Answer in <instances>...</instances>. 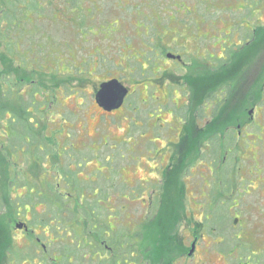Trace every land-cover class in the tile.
<instances>
[{
  "label": "rangeland",
  "instance_id": "obj_1",
  "mask_svg": "<svg viewBox=\"0 0 264 264\" xmlns=\"http://www.w3.org/2000/svg\"><path fill=\"white\" fill-rule=\"evenodd\" d=\"M39 4L41 10L39 8L36 13L26 11L21 18L18 36L21 39L25 35L22 41H17L19 58L10 61L8 56L0 55V108L16 107L15 101L20 93L21 100L30 104L36 91V114L41 120L38 132L40 142L26 139L19 150L42 158L44 173H40L41 168L36 169V166L30 170L39 176L36 179L38 190L43 189V181L51 173L58 179L62 167L75 180L83 173L87 182L81 184L88 192L100 187L101 197L110 194L114 201L113 207L108 202L109 196L105 199L104 205L109 207L102 208L105 218L129 223L132 216L146 217V225L140 227L145 236L139 242L140 247H154L152 238L160 237L163 251L160 250L157 263H162L161 257H164V264L183 263L186 259L184 238L192 233L201 218L195 201L202 199L209 204V196L215 192L218 198L223 197V185L217 188L214 180L209 179L211 185L207 187L204 181V178H210L206 164L212 149L209 142L212 133L208 132L202 138V134H197L199 128H193V136L198 135L197 149L187 148L194 146V142L187 144L181 138L182 115L191 122L202 117L208 120L204 108L208 114L211 111L203 107L202 97L210 83H206L204 72L210 70L215 77L213 91L224 87L226 64L213 54L228 55L233 60L236 58L235 32L244 33L253 14H257L259 22L264 20V0H41ZM174 18L185 19L193 27L203 25L200 30L203 34L200 59L205 68L202 71V101L193 102L190 108L184 110L177 109L176 102L181 103L178 91L166 96L159 89L156 91L155 85L149 91L147 89L154 79L151 69L145 67L149 56L147 47L159 32L161 24L173 22L170 20ZM222 20L229 21L223 23ZM231 23L234 29L230 37L221 35L220 31L229 33ZM253 51L248 55L249 63L245 64H248L250 72L256 68V73L259 65L264 66V61ZM1 53L7 52L0 46ZM117 65L129 92L134 93L127 98L122 109L106 112L97 105V101L95 103L90 93H94L97 80L105 76V69L109 66L115 69ZM235 78L233 81L237 87L229 90L231 97L216 111L217 119L221 118V121L230 120L231 115L237 113V106L257 93L254 88L241 94L238 88L244 86L245 79L243 75ZM5 92L8 95L6 99L2 96ZM250 107V104L243 106L245 113ZM259 110L255 109L254 119L264 128V111L259 114ZM207 126L212 129L211 124ZM218 130L226 132L224 127ZM250 132L253 134L243 146L233 148L231 157H226V151L220 150L223 147L219 148V145L218 148L213 147L220 150L219 155H209L222 164L226 174L232 172V180H228L227 187L234 190V195L232 192L231 197L230 191L224 198L245 202V207L236 210L244 211L240 222L247 224L249 230L243 237L244 242L241 241L243 245L238 244L234 248L230 258L233 264H255L258 255L261 264L264 263V133L257 127H251ZM204 144L206 146H202ZM184 149L188 150V154H184ZM194 152H199V156ZM170 153L184 158L181 169L176 173L175 167L167 169L165 165ZM49 157L52 159L50 162L47 160ZM61 159H64L63 164ZM9 161L0 141V225L4 227L0 231V264H35L32 260L34 255L43 259L41 254L35 253L36 241L30 244L24 241L8 212L11 199L25 194L23 188L11 191L7 181ZM25 167L29 168L27 163ZM232 168L233 171H230ZM171 174L173 176L169 177ZM97 181L99 183H95ZM111 184L113 187H110ZM219 206L226 209L224 205ZM230 209L229 212H234ZM31 216L43 219L47 215L43 206H37L29 209L26 217L18 219L27 222L32 219ZM234 216L238 215L234 213ZM231 219L230 215L226 226L228 233L231 231ZM60 225L54 228L58 241L49 246L46 264H53L49 258L53 250L60 254L66 245H74L77 249L83 244L76 232L71 236ZM35 229L33 236L40 235L42 229L50 236L46 227ZM162 236H167V243L163 242ZM204 237L207 243L216 239L214 235ZM51 238L55 240V236ZM51 238L42 239L47 243ZM154 249L158 254V249ZM210 253L215 262L221 264L223 256L212 248ZM145 254L148 264H156L151 254ZM64 259L67 262L66 254Z\"/></svg>",
  "mask_w": 264,
  "mask_h": 264
},
{
  "label": "flooded vegetation",
  "instance_id": "obj_2",
  "mask_svg": "<svg viewBox=\"0 0 264 264\" xmlns=\"http://www.w3.org/2000/svg\"><path fill=\"white\" fill-rule=\"evenodd\" d=\"M256 2H260L262 0H255ZM185 5V4H184ZM207 11L210 12L208 9ZM261 13V11L259 12ZM257 14H253V19H251L249 24H246V28L244 30V33L241 34L235 32L236 36V46H240L242 49L245 48V50H242L245 56L240 57V61L242 62L239 66L234 67V64L232 62V57L228 55L218 56L217 54L213 56L217 57L218 59H223L224 64H226L225 69L227 70V74L225 80L229 81L225 85V89H221V94H226L230 92L229 90H233V78L236 77L237 79L243 75L245 82L243 83L244 86H240L238 88V91L243 94L246 91H252L254 88L257 89V101L255 102L252 100L251 104L252 106L247 110L246 114H249L250 116H246L245 119L238 121L236 124L232 123V119L228 120L229 122L227 124H230L226 126L224 135H220L218 137L211 136L209 142H217L218 141H224L228 144L232 142V140L235 141V145L233 147H229L226 150V157L230 156V153H232V148L243 146L246 142V139L252 135L253 133L250 132L251 127H257L260 129L261 133H264L263 125L257 124L256 119H254L255 115V109H260L259 114H262L264 111V66L259 65L256 68H254L251 72L248 68V64H245V62L249 63L248 55L251 51L256 52L258 54V58L260 57L261 61H264V20L259 22L256 18ZM176 19V20H175ZM173 22H169L166 24H161L162 26L159 29V32L151 39V44L148 45L147 50H149L148 54V60L145 67H148L151 69L152 74L154 75V79L149 85H147V89L149 91L150 87L155 85L156 91L157 89L160 90L161 94H165L166 96L169 95L170 92L178 91L181 95V103L177 104L178 110H184V108H190L193 104V102H201L202 99H204V105L203 107H208L211 111L210 114L205 112L206 117H208V120L205 118L201 120L195 119L194 122H191V120H188L184 117L183 119V131H181V138L184 139V142L188 144V142H194V146H188L189 149L191 147L196 148V141L198 140V135L202 134V138L206 136L208 132L214 134L217 130V122L214 120V114L217 111V107L219 104H221L224 99L222 96H220L219 92L213 91L212 88L214 84L216 83L215 77H212V74L209 71L204 72V77L206 78V83H210L209 87L206 88L204 93V98L202 97V71L205 69L202 66L201 63V51H202V45H201V38L203 34H200V30L202 29V24H196L193 27L191 24L188 23L187 20L182 19L177 20V18H174L173 20H170ZM229 20H222L221 22L226 23ZM164 27V28H163ZM207 29V28H206ZM234 29L233 23H231L230 31L224 32L220 31L221 35H226L230 37L232 34V31ZM230 41V38H228V42ZM252 48V49H251ZM251 49V50H250ZM251 55V54H250ZM249 55V56H250ZM253 57V56H252ZM248 60V61H247ZM226 61V62H225ZM141 65V64H140ZM143 65V64H142ZM141 65V66H142ZM111 69L109 66L108 69H105L104 73L105 76L103 78H100L97 80V82L94 85V93H90L94 97L95 103L97 101V93L101 88L102 84L115 81L117 80L119 83H121L126 89H127V95L124 98V102L122 106L119 109H115L112 111H106L103 107L97 104L101 109H103L106 112H113L120 110L124 107L126 104L127 98L132 95L134 92H129V87L125 84V78L124 76H121L120 69L117 70V68ZM255 70V71H254ZM214 82V83H213ZM249 84V85H248ZM158 90V91H159ZM225 90V91H223ZM175 93V92H174ZM239 93V94H240ZM160 98V96H158ZM197 99V100H196ZM196 114L198 113V108L195 109ZM171 114H173V111L171 110ZM258 115V114H257ZM260 121V120H259ZM34 122V128L32 133L38 134L39 127L37 121ZM16 124L11 128L10 124ZM217 123V124H216ZM208 124L212 125V129L208 128ZM221 124V123H220ZM253 124V125H252ZM264 124V121H263ZM195 127L199 128L198 135L193 136V128ZM22 126L15 120H10L7 116L6 119H3L0 121V138L2 140L3 148L6 147V142L9 141V139L13 138H20L16 136H20L22 134ZM213 131V132H211ZM229 131V132H228ZM195 134V130H194ZM32 137L31 131L29 132V136H27V139H30ZM231 144V143H230ZM9 148V147H8ZM6 149V148H5ZM13 148L12 152H7L6 154L9 157V174H8V182L9 186L11 188V191H17L19 188L26 189L25 186H32V189L35 190L37 184L35 183L36 179L33 177L34 173H31L30 170L32 168V165L35 167H38V165H43L41 162V157L39 155H27L25 152L20 151L18 147ZM199 153V152H197ZM194 154L198 155L199 154ZM209 155V154H208ZM212 160H209L207 162V169L210 172L209 176L210 178H204V181L207 182L206 186L210 187L211 182L210 180H214V183L217 184V188L220 187V185L223 187H227L228 182L230 179L232 180V172L229 174H226L225 169L222 167H215L216 162L215 158H211ZM261 156H259V160H261ZM48 162L52 160L50 157L47 158ZM163 160V159H162ZM184 158L180 156L173 155V153H170L168 156V162H164L167 166V169L169 167H175L176 171L175 173L181 169V166L183 165ZM34 161H38L37 163H33ZM230 161V160H229ZM47 162V163H48ZM232 162V161H230ZM27 163V166L29 168H26L25 165ZM46 163V164H47ZM60 163H64V159L60 160ZM163 163V164H164ZM45 164V165H46ZM38 169V168H36ZM233 171V168L230 170ZM235 171V169H234ZM213 172V175L211 174ZM52 175V173H51ZM219 175L220 177H216ZM53 176V175H52ZM166 176V175H165ZM169 177H172L173 174L168 175ZM51 177V176H50ZM202 177V176H201ZM234 177V176H233ZM34 178V179H33ZM228 178V179H226ZM206 179V180H205ZM210 179V180H209ZM223 179H226L225 181H221ZM234 179V178H233ZM229 180V181H228ZM50 181L53 182V178H45L44 183ZM54 181H56L57 188L63 187V189L60 191V194L64 197V203L67 205H70V207L73 206V200L71 198L72 194L74 192H69L67 188L70 186V180H65L62 178V175L60 174L58 179L54 178ZM77 181H86V176L82 174L78 175ZM224 182V184H222ZM70 188V187H69ZM231 191V197L232 192ZM99 189L95 191V194H98ZM24 195V194H23ZM23 195H18L20 198ZM39 196H42V192L38 193ZM209 195V194H208ZM211 196L209 199V204H205V201L202 199H197L195 201V206L197 207V210L199 213H201L200 223L194 228L192 233L189 236H186L184 238L185 243V256L186 259L183 263H175V264H218L215 262L214 257L212 256V253H210V249L214 250L215 253L220 254L223 256L221 261V264H233L230 262V258L233 255L234 248L240 244L243 245V238L248 234V226L247 224H243L240 222L242 216L241 214L244 213V211L236 210L238 208L245 207V202L242 200H236V199H226L224 196L218 198L217 193L215 192L210 194ZM234 195V192H233ZM90 197L88 195V192L86 191L81 192V200L84 198ZM111 196V195H110ZM109 196L108 202L113 206L114 201ZM227 196V195H226ZM94 197V196H93ZM214 198V199H212ZM35 207L37 206H44V204L41 202L40 199L36 201ZM98 203L102 204L106 203L104 199L100 198L98 199ZM221 203V204H219ZM224 205L226 209H224ZM31 205L29 203H26V207H30ZM145 206H148L146 204ZM142 206V207H145ZM105 207V206H103ZM114 207V206H113ZM98 209L92 210V218H93V224L90 227V230H88V237L94 238V236L98 239L96 241V238L92 241H85V244L82 245L80 248L77 249H70L66 247L63 249V252L58 254L55 250L52 251L50 259L53 260V264H139V262L148 264L147 263V256L144 258V252L146 253V250L139 245V240L137 237V234L139 231H143L141 227H144L146 225V217H130L131 221L125 225L129 229V236L130 241L125 242L122 244L121 242V232L119 231V222L113 221L108 223V227L106 229L105 226V217L102 215V209H100V206L97 207ZM232 208L234 212H229ZM234 213H236L238 216H234ZM230 215L232 219L229 221L231 223V227L229 228L231 231L228 233L227 231V221L230 219ZM20 217V216H19ZM18 217V218H19ZM64 217H66L67 220L70 221L69 213L68 215L64 213ZM15 219L14 224L18 228V230L21 231L24 241H28L29 244L33 241H36V243L39 245V247L36 248L35 253L37 255L41 254L43 256V259H40L37 256H33L32 260L33 262L40 263V264H46L45 259L47 258V253L49 251V246H51L53 243H57L58 237L56 232L51 231L48 227V230L50 231L48 236L47 233L42 229L40 235L33 236L34 233H36V229L31 225V220L29 219L27 222L20 221L19 219ZM32 218V217H31ZM30 223V224H29ZM198 223V222H197ZM22 225V227H18V225ZM39 228V227H36ZM43 234V235H42ZM69 234V233H68ZM55 236V240L51 238ZM207 236L208 238L211 237V235H214L216 237L215 241H210L207 243L204 236ZM42 238H51L48 239V244L43 242ZM228 239V240H227ZM153 240V238H152ZM249 241L248 239H246ZM243 241V242H241ZM114 244L118 245L119 247H113ZM253 241H249V243H252ZM63 243V242H62ZM254 243V242H253ZM211 245H213L211 247ZM152 246V245H151ZM148 248V246H146ZM144 249V250H143ZM139 251H142V256L140 254L139 259ZM214 253V254H215ZM66 254V257H68L67 262H65L64 255ZM183 255V256H184ZM257 262L255 264H261V257L257 256ZM188 259V261H187ZM25 261V259H24ZM187 261V262H186ZM30 262V259H29ZM186 262V263H185ZM161 264H164L162 262ZM174 264V263H169ZM264 264V263H262Z\"/></svg>",
  "mask_w": 264,
  "mask_h": 264
},
{
  "label": "trees",
  "instance_id": "obj_3",
  "mask_svg": "<svg viewBox=\"0 0 264 264\" xmlns=\"http://www.w3.org/2000/svg\"><path fill=\"white\" fill-rule=\"evenodd\" d=\"M41 0H0V46L4 47V49L6 50L7 53H1L0 55L2 56H8L7 58H10V61H13L14 58H19L18 56V42L22 41L24 35H22V38L20 39L19 32H20V22H21V18L23 16V14L28 11V12H34L36 13L37 10L41 7L40 3ZM40 6V7H39ZM41 10V8H40ZM39 10V11H40ZM236 51H235V56L236 58L233 60L232 62L234 64V67L239 66L242 62L240 61V57L245 56L244 55V51L242 52L241 47L237 46L236 47ZM234 56V57H235ZM3 60V57H2ZM26 68V67H24ZM28 69V68H27ZM224 76V75H223ZM226 78V76H224ZM237 78H235L236 80ZM229 81H225V85L228 83ZM234 83V81H233ZM224 85V87H225ZM237 83L233 84V87L236 86ZM223 87V88H224ZM222 88V89H223ZM225 89V88H224ZM221 89H219L220 93ZM225 91V90H223ZM36 91H34L33 93V101L30 104H26L21 100V96L22 93L18 94L17 100L15 101V105L16 107L14 108H0V121L3 119H6L7 116L9 117L10 120H15L17 121L21 126H22V134L20 136H16V137H20L15 138V139H9L8 142H6V149L7 152H12L13 148L15 147L16 151V147H18L20 149V147L26 142L27 136H29V132L31 131L32 134V139L35 140V142H40V135L39 134H34L32 133L33 128H34V122L33 121H37L38 125H40L39 129H41V120L40 118L37 116L36 114V105L38 104V100L36 99L35 96ZM3 98L6 99V97L8 96L5 92V94H2ZM220 96H222V98L224 99V101L218 105V109H220L222 107V104L224 105L227 101L228 98L231 97V92H228L227 95L221 94ZM235 98V95H234ZM240 100V99H239ZM252 100H254L255 102L257 101V93L256 96H251L250 98L248 97L247 99L243 100L241 102V105L237 106V113H233L230 117V119H232L231 121H233V124H236L238 121H241L243 119L246 118V113L243 110V106H248L250 104V106H252L251 102ZM241 107V108H240ZM235 109V110H236ZM217 112H215L214 114V120L218 123L217 124V130L215 132V134H211V136H220L221 134L224 135V133H222V130H218V129H226L225 125L228 126L230 124H227L229 121H221L220 119H217ZM245 115V116H244ZM33 120V121H30ZM221 123V124H220ZM225 123V124H224ZM16 124L11 123L10 126L11 128L13 126H15ZM222 131V132H221ZM221 132V133H220ZM30 138V139H31ZM29 139V140H30ZM211 153L213 155H219V151L220 150H224L226 151L231 144L235 145V141L232 140V142H230L229 144L227 142L224 141H218L217 142H213L211 141ZM209 145V143H208ZM223 147V149L220 150H216L213 147L216 146L218 148ZM198 146V145H197ZM202 146H206V144L202 145ZM9 147V148H8ZM200 147V145H199ZM188 148V147H187ZM199 150V148H198ZM184 154H188V150L184 149ZM232 153H233V148H232ZM230 153V154H232ZM209 155H207L208 160H212L210 159ZM211 158H215V157H211ZM215 162H216V166L217 167H221L222 164H220V162H218V160L215 158ZM32 167H34L32 165ZM39 168H41L40 173H44L42 170V165H38ZM36 167V168H38ZM60 174L62 175V178L65 180L68 179L70 180V188L68 187L67 190L69 192H74L71 196L72 200L74 201L73 206L70 207V205H67L66 203H64V197L60 194V191L63 189V187L61 188H57L56 186V181L55 183L50 181L51 183L45 181L44 185H43V189L41 191L38 190L37 186L34 189H32V186H25V194L23 196H21L20 198L18 196H15L11 199L10 201V206H8L7 208L9 209L8 212L11 215V218L13 220L17 219L19 216L21 217H26L28 214V210L32 208H36L35 204L37 203L36 201L38 199L41 200V202L44 204V211L45 214L47 216H45V218L43 219H38L37 217H32L31 220V225L34 227V229L36 227H48L51 231H54L55 226H58L59 223H61L60 227L66 228V232L69 234H72L71 236H73L76 232V234H78V236H80L82 238L83 244H85V241H87V239L89 241L94 240L96 237L94 236V238H91L90 236L88 237V230H90V227L93 224V218H92V210L94 209H98L97 207L100 206V209L102 208H109L107 207H103L102 204L98 203V199L102 198L105 199L107 198V196H110V194H108L105 197H101L100 194V187H97L99 189L98 194H95V191L97 190V188L93 189V191L88 192L87 188H85L81 183L83 181H77L75 180V178H73L69 173H67V170L65 167H62L60 169ZM52 176V175H51ZM33 177L35 179H37V177H39L37 174H34ZM50 178V177H48ZM52 178L57 179V176H52ZM87 182V181H86ZM36 183V181H35ZM89 183V182H88ZM95 183H99V181L95 182ZM93 183V184H95ZM37 184V183H36ZM110 187H113V184H111ZM86 191V193L88 192V195H90V197L87 196V198H84L83 200H81V192ZM230 189L229 187H223L221 189V194H223V196H226L227 194L230 193ZM42 192V196H39L38 193ZM94 196V197H93ZM100 197V198H97ZM26 203H29L31 206L30 207H26ZM106 203H103V205ZM105 206V205H104ZM6 207V205H5ZM110 209H115V208H110ZM18 210V211H17ZM99 210V209H98ZM116 210V209H115ZM114 210V211H115ZM23 212L25 214H23ZM6 213V212H5ZM5 213L3 215H5ZM64 213H66L68 215L69 213V218L70 221L66 219V217H64ZM48 217V218H47ZM107 217V216H106ZM34 218V219H33ZM113 221H117L119 222V231L121 232V242L122 244L125 242L130 241V236H129V229L125 226L128 223L125 222H121L120 220L114 219L112 218ZM111 221L109 218H105V226L106 229L108 227V223L113 222ZM7 223L4 219V226H6ZM1 227L2 230H4V227L2 225H0V231H1ZM59 227V226H58ZM7 228V227H6ZM5 228V229H6ZM145 232V231H144ZM138 240L141 241L142 239H144V233L143 231H140L137 234ZM169 238V237H168ZM174 238V237H173ZM98 239L96 238V241ZM162 240L163 242L167 243V236L163 237L162 236ZM160 241V237H153V242H154V247L153 245L148 246V248H144L146 250V253L151 254L153 259H155L156 264L158 257L160 255V250L163 251V246L161 245ZM162 242V243H163ZM35 244L38 247V244L35 242ZM66 245V244H65ZM81 245V246H82ZM66 247L70 248V249H75L74 245L73 246H68L66 245ZM113 247H119L118 245L114 244L113 242ZM154 248L158 249V254H156V251ZM143 249V250H144ZM142 251H139V259H140V254L142 256ZM144 254V258H146V254L145 252ZM162 262L164 261V257H161L160 259ZM168 261V260H167ZM166 261V262H167ZM139 264H141V262H139ZM144 264V263H142Z\"/></svg>",
  "mask_w": 264,
  "mask_h": 264
},
{
  "label": "water",
  "instance_id": "obj_4",
  "mask_svg": "<svg viewBox=\"0 0 264 264\" xmlns=\"http://www.w3.org/2000/svg\"><path fill=\"white\" fill-rule=\"evenodd\" d=\"M127 92V89L115 80L102 84L96 99L106 111H112L122 106ZM18 227L20 228L22 225L19 224Z\"/></svg>",
  "mask_w": 264,
  "mask_h": 264
}]
</instances>
